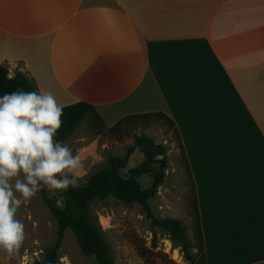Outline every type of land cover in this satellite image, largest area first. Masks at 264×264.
Masks as SVG:
<instances>
[{
    "label": "crops",
    "instance_id": "obj_1",
    "mask_svg": "<svg viewBox=\"0 0 264 264\" xmlns=\"http://www.w3.org/2000/svg\"><path fill=\"white\" fill-rule=\"evenodd\" d=\"M2 66L108 127L171 119L199 215L193 264H264V0H0Z\"/></svg>",
    "mask_w": 264,
    "mask_h": 264
},
{
    "label": "rangeland",
    "instance_id": "obj_2",
    "mask_svg": "<svg viewBox=\"0 0 264 264\" xmlns=\"http://www.w3.org/2000/svg\"><path fill=\"white\" fill-rule=\"evenodd\" d=\"M110 128L98 117L88 113L62 141L81 161V166L70 174L76 176L78 186L75 187L85 185L88 178L100 171L107 159L113 156H128L126 167L122 170V174L127 176L128 171L143 160L134 140L136 136L144 134L155 144L166 148V164L162 168L153 166V171L160 170L163 173V181L149 200L151 210L160 219L179 220L188 239L197 245L194 188L174 127L154 116L122 123L114 130ZM137 180L142 189L150 188L152 183L151 176L147 174ZM72 187L60 190L45 187V191L49 198L61 206L67 198L66 192ZM90 212L98 219L114 264H187L181 248L162 230L151 227L138 204L127 205L108 198L92 203ZM17 218L25 225V239L20 248L11 254L0 249V264H32L34 260L43 258L46 248L51 247L56 240L57 224L40 192L21 206ZM195 252V249H191L193 256ZM58 256L57 264H96L93 257L82 253L69 229L65 232Z\"/></svg>",
    "mask_w": 264,
    "mask_h": 264
},
{
    "label": "trees",
    "instance_id": "obj_3",
    "mask_svg": "<svg viewBox=\"0 0 264 264\" xmlns=\"http://www.w3.org/2000/svg\"><path fill=\"white\" fill-rule=\"evenodd\" d=\"M8 74L6 67H0V97L18 91L34 92L30 82L23 74L16 73L11 79H9ZM62 108L63 123L54 137L55 141L62 142L88 113L95 115L102 121L93 107L84 102H77ZM154 116L164 119V122L170 127H174L176 131L172 120L162 113L127 116L111 126L110 129L114 130L125 122ZM176 134L178 135L177 131ZM134 145L142 153L143 160L139 165L130 169L127 176L122 174V170L126 167L128 156H113L107 159L106 165L100 171L88 178L85 185L69 188L66 192L67 198L61 206L46 195L45 187L39 191L44 204L57 224V237L54 244L46 248L43 258L34 260L32 264H57L58 252L68 229L74 234L84 255L93 257L96 264H114L110 246L103 237L98 219L90 212L92 203L108 198L117 199L127 205L138 204L151 227L162 230L173 243L181 248L187 264L194 263L195 257L202 251V237L196 202L197 245L188 239L186 230L179 220L156 217L149 204V200L154 197L158 186L163 181V173L160 170L153 171V166L159 165L162 168L166 164V148L155 144L150 137L144 134L135 137ZM144 174L150 175L152 178L151 186L148 189H142L137 180ZM191 249H196L194 256L191 254Z\"/></svg>",
    "mask_w": 264,
    "mask_h": 264
},
{
    "label": "clouds",
    "instance_id": "obj_4",
    "mask_svg": "<svg viewBox=\"0 0 264 264\" xmlns=\"http://www.w3.org/2000/svg\"><path fill=\"white\" fill-rule=\"evenodd\" d=\"M62 115L51 92L18 91L0 97V249L9 254L25 239V225L17 218L22 205L44 187L78 186L70 174L81 166L79 156L54 140Z\"/></svg>",
    "mask_w": 264,
    "mask_h": 264
}]
</instances>
